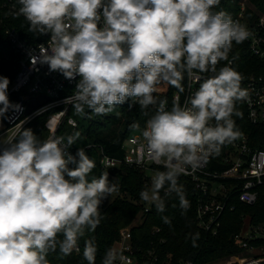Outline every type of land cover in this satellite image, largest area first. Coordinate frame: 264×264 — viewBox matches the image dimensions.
Here are the masks:
<instances>
[{
  "label": "clouds",
  "instance_id": "clouds-1",
  "mask_svg": "<svg viewBox=\"0 0 264 264\" xmlns=\"http://www.w3.org/2000/svg\"><path fill=\"white\" fill-rule=\"evenodd\" d=\"M14 16H22L28 32L50 34L32 63L46 64L66 79L79 77L70 103L76 115H106L131 101L148 116L139 132L148 160L162 164L140 198L164 212L173 194L182 214L189 208L178 178L194 172L218 155L222 146L242 133L233 117L238 103L250 100L241 73L230 66L229 54L251 36L230 14L213 11L220 0H16ZM221 61H228L218 68ZM189 80L202 81L183 105L178 97L167 108L157 93L161 85L185 91ZM208 74V75H204ZM10 80L0 76V117L11 108ZM151 113V115H149ZM80 133L40 140L32 129L7 135L0 154V264H50L48 254L79 253V241L95 232L104 218L102 202L118 194L119 183L108 171L91 176L96 162L83 148L69 149ZM74 165V167H69ZM107 167V165H105ZM91 176V178H89ZM163 191V195L161 192ZM171 226V219L162 217ZM193 246L199 234H190ZM98 247L84 241L83 259L96 264ZM102 264H132L108 248Z\"/></svg>",
  "mask_w": 264,
  "mask_h": 264
},
{
  "label": "built area",
  "instance_id": "built-area-1",
  "mask_svg": "<svg viewBox=\"0 0 264 264\" xmlns=\"http://www.w3.org/2000/svg\"><path fill=\"white\" fill-rule=\"evenodd\" d=\"M10 8L14 9L13 6ZM247 11L246 2L241 1L234 20H238L250 31L251 36L242 44L248 47L250 56L258 60L261 67L243 81L244 88L250 95V100L243 103L250 124L264 126V12L254 14L256 18L251 19ZM6 35L16 53L21 56L19 71L8 87L9 101L20 105V108H10L0 117V154L7 146L2 143L7 135L21 127L26 129L30 123L45 114H49L46 122L47 138L52 135L61 136L64 124L72 128V134L78 131L81 128L78 121L68 116L72 105L65 101L73 95L80 78L69 80L59 72L49 71L46 64L32 63V55L39 56V46L43 44L47 47L50 37L43 43L32 45L26 43L14 30H7ZM230 66L236 70L233 62ZM200 82L202 81L189 80L186 74V81L183 83L185 91L180 93L175 88L167 108L171 109L173 99L177 97L183 105L184 100L198 89ZM157 94H163L161 87ZM39 97H45L49 102L32 111L30 101ZM142 145L139 132H132L122 144V157H112L101 151L100 169L102 172L108 171L109 179L114 183L120 176L115 174L116 170L122 167L132 169L143 175L144 186H150L152 176L165 169L162 164L146 158ZM79 148L86 152L91 146L74 144L69 151L75 155ZM180 176L188 178L199 191L196 202L198 228L209 238H216L228 217L236 212L237 204L254 207L260 197L264 200V150L254 148L252 139L242 134L238 140L222 146L220 153L209 157L208 162L201 168L194 172L191 168H185ZM108 202L107 198L102 204ZM149 206L145 212H148ZM253 219L245 214L240 217L242 223L232 236V243L238 254L206 264H264V223L255 224ZM152 232L160 233V229H153ZM113 248L127 256L132 264H199L193 261H176L171 255L164 257L155 248H141L135 243L133 234L128 229L121 231L119 241Z\"/></svg>",
  "mask_w": 264,
  "mask_h": 264
},
{
  "label": "trees",
  "instance_id": "trees-1",
  "mask_svg": "<svg viewBox=\"0 0 264 264\" xmlns=\"http://www.w3.org/2000/svg\"><path fill=\"white\" fill-rule=\"evenodd\" d=\"M245 1L247 4V13L251 19L256 18L254 14L264 12V0H220V5L216 11H225L235 19L239 12V4ZM16 4V0H0V76L9 78L10 82L19 71L21 56L16 53L14 46L8 41L6 31L14 30L28 44L37 45L45 42L49 35L35 36L28 32V25L25 19L13 15L16 9L10 6ZM229 61L233 62L236 70L244 77L243 81L252 72L260 70L261 63L252 58L245 44H235L229 54ZM228 61H221L218 67L227 64ZM186 81V74L185 80ZM243 81L241 87L244 88ZM174 87L161 85L162 93L160 98L167 99L170 103ZM131 101L116 106L113 112L106 115H93L90 110L85 109L87 115H76L72 106L69 109L68 116L79 121H87V128L83 134L86 137V143L83 145L91 146L86 154L96 162L91 176L99 177L102 173L99 159L101 151L112 157H122V144L126 138L134 132L131 128L133 123H139L144 127L148 116L142 114L139 105L129 106ZM237 108L242 113L240 117H233L236 128L249 136L253 141V147L258 150H264V126L252 125L247 119V113L244 103H238ZM49 114L40 116L26 129L30 128L40 139L47 138L46 122ZM151 115V113H149ZM61 135L72 134V128L64 124ZM122 177V181L117 179L120 191L114 194L112 199L105 205L101 204V214L104 217L96 228L95 232H86V235L79 241L80 252H73L71 255L61 257L59 250L50 252L48 260L50 264H87L83 259L84 241L93 238L97 244L98 251L96 255V264H102L104 254L108 248L119 241L122 230L128 229L132 232L134 241L141 248H155L157 253L164 257L172 256L176 261H193L199 264L214 263L238 254V250L232 243L233 234L238 231L241 221V215H250L255 224L264 223V200L259 198L256 206L246 207L237 204L235 213L228 217V221L216 238H209L198 228L196 220V202L199 191L194 183L188 178L179 177L178 183L183 185L186 199L189 201V208L182 214L179 206V200L173 194L165 200L164 212H158L154 205H150L148 212H145L148 206L140 198V192L144 189V177L141 173L122 167L115 172ZM91 176L89 178H91ZM163 195V191L161 192ZM167 216L171 219V226L165 224L162 217ZM142 220V222H140ZM138 220V224L134 222ZM153 229H160V233L152 234ZM199 234L196 240V246H193L190 234ZM163 242V244H160Z\"/></svg>",
  "mask_w": 264,
  "mask_h": 264
},
{
  "label": "rangeland",
  "instance_id": "rangeland-1",
  "mask_svg": "<svg viewBox=\"0 0 264 264\" xmlns=\"http://www.w3.org/2000/svg\"><path fill=\"white\" fill-rule=\"evenodd\" d=\"M79 125H80V129L76 132H79L80 133V137L79 139L75 142V146H81V145H84L86 143V137L84 136L83 134V131L84 129L87 128V121L86 120H83V119H80L78 121ZM110 180V179H109ZM111 181V180H110ZM113 196L109 197L108 199H112ZM147 205L149 206L150 204L147 203ZM138 224V220L134 222V225Z\"/></svg>",
  "mask_w": 264,
  "mask_h": 264
},
{
  "label": "water",
  "instance_id": "water-1",
  "mask_svg": "<svg viewBox=\"0 0 264 264\" xmlns=\"http://www.w3.org/2000/svg\"><path fill=\"white\" fill-rule=\"evenodd\" d=\"M49 102V100L45 97H39L38 99H34L30 101V107L31 110L34 111L40 107H42L43 105L47 104ZM118 180L122 181V177L118 176Z\"/></svg>",
  "mask_w": 264,
  "mask_h": 264
}]
</instances>
